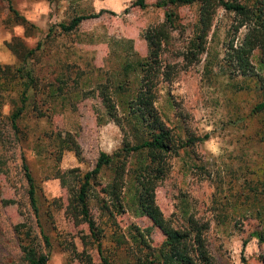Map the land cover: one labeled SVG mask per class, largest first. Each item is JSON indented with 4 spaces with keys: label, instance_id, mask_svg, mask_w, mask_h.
Listing matches in <instances>:
<instances>
[{
    "label": "rangeland",
    "instance_id": "1",
    "mask_svg": "<svg viewBox=\"0 0 264 264\" xmlns=\"http://www.w3.org/2000/svg\"><path fill=\"white\" fill-rule=\"evenodd\" d=\"M135 2L0 0V64H18L8 46L16 37L29 48L42 42L28 62L39 89L31 92L19 131L11 126V96L0 97V264H27L22 245L28 231L48 254L47 264H104L89 224L76 223L69 213L68 186L75 184L76 174L95 167L101 151L112 154L126 138L134 141L129 128L122 129L108 114L101 86L124 77L126 61L149 60L145 33L159 29L169 10L178 17L176 27L164 26L168 35L160 56L169 75L157 78L155 105L177 137L186 140L207 134L208 138L168 156V172L156 185V202L177 228L187 225L188 216L207 225L205 237L215 264H264V242L255 235L264 225L256 212L264 209V195L253 202L255 195L249 189L250 180L264 179V112L254 111L263 95L254 80L229 73L223 61L226 42L241 41L246 28L236 30L237 16L217 7L205 50L197 51L192 43L197 37L198 3ZM11 7L32 27L17 22ZM100 10H105L101 16L84 20L70 33L58 26ZM50 28L53 33L48 37ZM114 98L118 115L123 116L125 109ZM68 133L79 143L80 157L69 149ZM23 155L37 186L38 214L31 204ZM135 162V155H130L126 179ZM72 168L76 172L67 175ZM112 180L108 168L95 181L91 216L105 231L104 255L123 264L126 252L109 237L112 229L101 201H112L103 193ZM116 220L126 234L132 225L151 227L155 246L165 239L147 216L126 210L116 212Z\"/></svg>",
    "mask_w": 264,
    "mask_h": 264
},
{
    "label": "trees",
    "instance_id": "2",
    "mask_svg": "<svg viewBox=\"0 0 264 264\" xmlns=\"http://www.w3.org/2000/svg\"><path fill=\"white\" fill-rule=\"evenodd\" d=\"M164 5L194 4L200 5L199 19L196 26L197 37L192 45L197 51L205 50L206 37L209 35L213 24V17L217 7H222L226 12L235 14L239 19L236 30L246 28L243 39L239 42L231 40L226 42L223 61L229 73L235 76L249 77L255 81L259 91L263 95L262 100L256 104V113L264 112V0H159ZM136 5H144L146 0H136ZM15 20L23 24L26 29L32 27L30 21L11 7ZM105 10L99 12L80 14L70 22H62L58 26L62 32L70 33L77 29L86 19L96 18ZM177 14L174 11L166 12V21L156 30H147L145 39L148 42L149 58L145 62L139 58L126 61L124 77L117 82L101 86V94L110 117L116 121L122 129L128 127L134 137V141L126 138L121 149L114 153L101 151L96 165L92 170L83 175L76 174L75 184L68 186L71 203L69 213L76 223H88L93 242L97 244L104 264H114L110 256L104 255L103 239L106 237L103 228H100L91 216L90 201L95 196L94 183L106 169L113 171V180L103 188L111 202L101 198L103 209L110 221L108 225L112 231L109 237L116 248H124L123 264H215L214 257L209 250L205 231L207 225L199 222L193 216H188L187 225L175 227L165 218L162 210L156 202V185L163 179L169 169L168 156L177 155L180 148L194 145L197 141L208 138L205 136H190L186 140L172 133L157 109L156 88L157 78L165 79L168 72L161 63L160 52L163 40L167 37L164 26L176 27ZM53 28L47 34L50 37ZM8 46L18 58V64H0V97L6 99L11 96L13 110L10 116L11 126L19 131V120L23 117L29 104L32 93L39 89V81L32 73L28 62L42 48V42H38L35 48H29L16 37L8 42ZM259 52L257 62H254L256 52ZM131 55V54H130ZM134 76V79H131ZM15 92L16 96L11 93ZM32 92V93H31ZM52 91L50 96H55ZM115 96L124 107L123 116L118 115L119 103L115 102ZM43 115L42 112H40ZM69 149L74 150L80 157V145L71 133L67 134ZM135 155L136 162L131 172L127 166V159ZM23 166L30 185L29 194L31 204L38 214L39 203L37 186L31 174L25 155ZM1 169V168H0ZM76 172L72 168L65 173L73 175ZM65 184L66 176H62ZM249 183V189L254 192L253 202H259L264 195V179L258 183ZM225 205V204H222ZM229 205L232 207L230 201ZM224 208V207H222ZM221 208V210H222ZM132 211L138 216L149 217L155 226H158L165 235L164 241L155 246L151 242L152 228H142L132 225L130 232H122L116 220V212ZM260 219L264 220V209L256 210ZM255 235L264 242V225L257 230ZM47 247L51 242L49 236H44ZM87 243V242H86ZM22 251L27 264H47L49 256L38 248L36 238L27 232L26 244L22 245Z\"/></svg>",
    "mask_w": 264,
    "mask_h": 264
}]
</instances>
